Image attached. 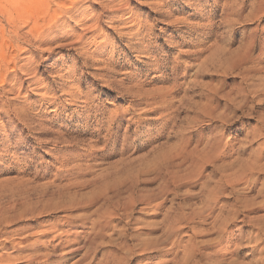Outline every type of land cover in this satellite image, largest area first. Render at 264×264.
Here are the masks:
<instances>
[{
	"label": "rangeland",
	"instance_id": "rangeland-1",
	"mask_svg": "<svg viewBox=\"0 0 264 264\" xmlns=\"http://www.w3.org/2000/svg\"><path fill=\"white\" fill-rule=\"evenodd\" d=\"M77 2L0 0V264H264V0Z\"/></svg>",
	"mask_w": 264,
	"mask_h": 264
},
{
	"label": "bare ground",
	"instance_id": "bare-ground-1",
	"mask_svg": "<svg viewBox=\"0 0 264 264\" xmlns=\"http://www.w3.org/2000/svg\"><path fill=\"white\" fill-rule=\"evenodd\" d=\"M43 1L45 3V4L43 3L45 8L39 14L33 15V17L31 18L30 26L27 29L28 30L27 33L33 35L37 40L38 39L44 40L45 37L48 36V31L52 28V26L55 23L58 22L59 19L64 18L65 16L69 17V18L73 17L75 15V14L73 15L74 11L78 10L77 9L78 8L77 7V4H78L77 0H43ZM6 10L7 9H5V8L3 9V7L0 3V12H4ZM20 16L22 17V15H20ZM6 19L8 22H10L13 25V29L11 30L13 33V35L11 34V37L13 36V38L10 40V38L7 37V33L5 32L3 27L0 29V50H1V53L3 52L0 55V67L3 66L4 68L8 67L10 64H12V61H11L12 58H13L14 64L16 65L15 60H16V57L18 54L16 55V53H14V51L20 50L19 33H18L19 28L17 26V22H18L17 20L19 18H17L16 13H13V14H11L10 18H6ZM95 22H97V21H95ZM94 25H98V24L95 23ZM76 36H77V38L74 39L73 41H71L70 45H74V44L76 45L78 43L79 44L84 43V40H83L84 34H78ZM8 49H11L12 53L8 52L7 51ZM24 66L25 65H18V67L20 69L24 68ZM1 73L2 72L0 71V77H1ZM29 74H31V73H29ZM27 78H28V80H30L29 78H31V77L27 76ZM72 100H74V98ZM2 235H3V233H2ZM13 237H14V235H13ZM10 240H11V238H10ZM24 257H26V256H24Z\"/></svg>",
	"mask_w": 264,
	"mask_h": 264
}]
</instances>
